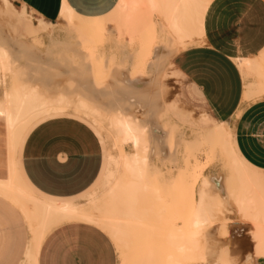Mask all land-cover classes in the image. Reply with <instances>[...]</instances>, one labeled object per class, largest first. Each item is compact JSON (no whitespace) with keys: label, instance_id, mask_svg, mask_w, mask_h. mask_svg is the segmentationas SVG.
Instances as JSON below:
<instances>
[{"label":"bare ground","instance_id":"1","mask_svg":"<svg viewBox=\"0 0 264 264\" xmlns=\"http://www.w3.org/2000/svg\"><path fill=\"white\" fill-rule=\"evenodd\" d=\"M115 1L118 2L119 6L123 10H125L127 15L141 12V14L146 16L151 11L160 12L164 22V24H160V26L162 27L161 31L165 33L168 38L172 37L176 41L175 46L171 48L169 47L171 49V53L175 54L178 49H186L192 46H203L205 44V14L209 5L214 0ZM75 13L76 12L69 6L66 0L61 1L60 15L66 24H70L71 19L75 16ZM151 24H153V26H150L151 29L155 27L154 23L151 22L150 24H148V29L150 28L149 25ZM145 28H143L144 30H142L140 33L146 31L144 34H147L148 29L146 28V30ZM149 31L151 35L152 30ZM150 42L152 43V41H149L147 44V42L144 41L142 43L143 45L145 43L144 46L140 44L141 47L138 52L137 59H140L142 63V69L143 67H158V65H156L158 63L157 61L160 60V56L162 58L161 54L164 50V47L152 46L153 43L150 44ZM8 43L6 42V40L0 39V75L1 73L3 74V72H11L10 67L15 63V57L12 56V52L8 53L6 51L7 49L4 48V46ZM160 43L163 44V42ZM7 47L12 49V51L14 50V47L21 50L29 48L25 44H17L15 42L8 44ZM79 53L81 54V52ZM26 56L29 57L31 56V54L29 53L28 55L27 53ZM35 56L36 55H34V57ZM36 57L38 58V56ZM36 57L34 61H36ZM125 58L127 59V57ZM148 58L149 61L147 60ZM164 58L166 57L164 56ZM38 59L37 62L40 63V67L44 68L49 65L48 62H45V57H40ZM232 61L244 78H247L248 76L252 78V80L246 82L243 85L241 103H251L264 99V49L259 52L257 56L234 58L232 59ZM56 65L59 66L60 64ZM28 67L31 68L30 64H28ZM88 67L90 66L88 65ZM56 68L54 71H56ZM59 68H63V66L58 67L57 71H59ZM25 70H28L30 72L33 69H25L24 66V71ZM39 70L41 69L39 68ZM46 70L43 73H46ZM60 70L62 71V69ZM64 70L66 71V69ZM73 70L75 71L76 69L73 68ZM35 71H37V69H35ZM85 71L88 70H86L85 68ZM34 73L32 74V76L34 75ZM136 73L138 74V72ZM56 74H58V72ZM61 74L64 75L60 76L59 74L58 80L56 78L57 81L54 77L52 79L56 82H59L60 80H63L60 79L63 76L66 79V83H69L68 80H70L72 77L70 76L71 78H66V73ZM26 75L31 76L28 75V72ZM90 75L91 74H88V76ZM37 77L38 76H36V78ZM40 77L42 76L40 75ZM49 77L51 78L50 75ZM76 77L73 76V78H75V81L77 80ZM34 78L35 77L33 76L31 79ZM82 78L84 81H78L79 88L73 87L75 89L78 88V91H75L74 89L75 93H78V95L76 93L74 99H71L72 97H67L66 95H68L69 93L66 94V92L64 94V90L63 93H60V91H57L58 93L55 92V94L57 93V95H53L54 97L52 96L53 93L50 95V89L51 87H54L52 86V84H50V81L52 79L44 81L43 89L46 90L44 92L40 91L38 86L41 83L40 78L39 81H36L37 83H39L37 85L32 80L34 84L33 86H36V88L24 84L21 86H14V84H12L9 85L10 87H4L0 94V150H3V158H0V198L11 204L15 209L18 210V212L23 217L27 228V246L20 264H37L39 250L45 238L51 232L62 226L77 223L93 224L98 226V228L101 227L99 229H102L103 227L106 230L109 229L110 234L108 233V230L107 232L103 229L104 233H107V235L109 234V236L111 237H116L114 241H117L116 243H120V247L118 246V248H120V250L122 249L123 253H126L132 249L134 240L137 242L138 237H136L135 235L138 234L139 236L141 231L142 233L145 231L144 233L147 234L146 232L148 231L143 229L148 227V218L152 215L154 216L153 218L157 220V222L155 223H160L159 217L161 218V214L159 211H164V208H166L163 207L164 205L155 207L158 204L157 201L161 202V200H158L161 199V195L159 197V191L157 189V186L159 185L156 186V184H154V186L151 180V184L148 182L149 180H147L150 173L155 175V177L156 175L157 177L162 175V172L161 170H159V168L149 163L152 157H157L160 161L169 159V161L172 162L174 159L173 155H175L174 150L172 148L169 149L170 146L167 145V143L172 144L174 142V139H172L173 136L171 137V131L169 132L167 129H161L160 127L163 126V124L161 126L159 124V116H161V114H163V112L165 111L164 107L162 106L163 101L160 96V92L157 91L159 93L157 94V96H159L160 98L159 102H157L155 101V99H151L157 97L155 96L156 87L154 89V83H149L147 87L149 90L145 88V91H147L145 93H140L139 86L143 85L145 87L148 83V80L141 76V74L135 75V77H131L129 72H121L119 75H117L116 82H118V84L120 83L123 88L118 87L115 90L114 94L109 93L112 92L110 88L109 91H107L108 93L105 92V90L103 91L106 93V95L109 94L112 96L113 99L107 97L110 99L109 100L106 99L105 93H102L100 85L96 84V87L92 81H86L84 79V76ZM85 78H87V76ZM27 79H29V77ZM65 79L63 81H65ZM93 81H95V79H93ZM26 82L28 83V81ZM107 82H110V85L116 84L112 79ZM2 84L3 79L0 76V88L3 87ZM49 85H51L50 88ZM40 87H42V84ZM144 87L141 89L142 92L144 90ZM55 88H52L53 91H56ZM47 90H49V93ZM139 102H142V104H144L142 105ZM102 112L106 114L102 115ZM239 113L240 110L237 111V115ZM57 115H71L75 117H81L91 122L93 126H99V122L105 119L104 121H108L111 130H114L113 132L116 135L115 139L117 138L116 142H118L119 145H128L130 147V152L125 151L118 157L112 155L106 156V168L103 170L102 174L104 186L103 189L105 190L104 193L103 191H101V189V192L98 191L102 193V197H104V199L98 197L100 196L97 195L98 192H95L97 196L93 193L90 194L87 197V202H85L84 204H77L78 202L75 203L72 200H58L47 198L35 192L22 177L19 170V154L25 134L31 127H33L41 120ZM178 141L179 140H177V142ZM189 142V146L191 147L193 154H189L190 156L188 155L190 159H188L187 161L186 169L183 171L181 168L182 172L179 175H184L190 180L185 182V184L183 185L181 181L179 182V178H173L170 186L177 187V189H179L180 186V189L182 191L180 193H184V196L187 195V197H189L191 201L190 204H192V207L195 209H192L194 213L191 211L193 213L191 215L192 217L189 218V220H191H188V222H190L188 223V228L191 226V229L187 230V235L184 234V232H179L181 230L179 226L178 231L177 227H173L172 225L173 230L170 234L173 235V232L175 231L178 232L177 234L181 236L185 235L182 237V239L179 235H169L167 237L166 235L168 234V232H166L167 230L163 229L165 231L164 236H166V238H163L162 242L164 244L168 243L169 248L174 249L177 254L181 255V257L182 255L183 257L185 256V259L187 260L192 259L191 257L195 256V254V257H199V254L195 251L197 248L196 244H198V234L200 232L202 233L203 227L211 223L210 213L208 215V211L206 210L209 209L208 205L211 206V211V209H213V205H216V207L218 208L223 204H226L227 200L231 201V199H233L237 207V211L246 220H248V225L251 226V233L249 238L252 243V251L250 254H252L253 252L254 256L264 259V170L254 168L241 157V155L235 148V141L232 132L226 122H222L214 127L208 128L205 131L204 135H202V138H196L192 142ZM184 143L181 144H183L184 146ZM176 144L178 145V143ZM176 144H173V147H175L174 145ZM208 144H214L213 146H215L216 144V147L219 146L220 151H218V153H221V158L228 168V175L226 177L218 176L215 178H206L202 176V173L199 171V162L194 153L201 152V147ZM177 145L176 147H178ZM186 147L187 145L184 146V149ZM170 158L172 160H170ZM119 167L120 171L118 169ZM200 177L202 178L200 180V187H198V190H196L198 191V200L192 201L196 189V184L199 181ZM155 179V181H158L157 178ZM160 180L163 181V177ZM232 180H234V183H236L235 185L234 183L232 184ZM163 185L165 186V184ZM161 186L159 187L161 188ZM164 186H162V188ZM214 190L216 192L213 193V196L215 194L216 203L212 204L209 203L206 198L208 197L207 199H209L210 193L212 196V191ZM219 192L220 194H218ZM144 194L146 196L147 194L153 195L152 199L154 198V200L157 201L153 203L152 200H148L152 203H147L148 205L145 206L144 203L140 201V198H143L142 196H144L145 198ZM144 198L143 201L145 200ZM84 201L86 200L84 199ZM216 207H214V209ZM205 210L207 213H204ZM169 223L167 222L168 225H170ZM163 224L165 225L164 222ZM153 229H155V227H153ZM189 231L191 233H189ZM150 232L153 231L151 230ZM161 233L162 232H160V234ZM141 240H144V237ZM114 241L112 240V242ZM116 243H113L114 246ZM128 244L131 247H128ZM115 247H117V244ZM118 252L120 253L121 251L118 250ZM203 252L205 253L201 254L200 252V255L202 257L201 259H198L205 260V264H225V260L224 262L217 261L219 259L216 258L214 260V257L212 256V253L210 251L206 252L205 250ZM195 257H193V259H197ZM211 257H213V262L206 263L208 262V260H211ZM228 262L230 261L228 260L226 264H229Z\"/></svg>","mask_w":264,"mask_h":264},{"label":"crops","instance_id":"2","mask_svg":"<svg viewBox=\"0 0 264 264\" xmlns=\"http://www.w3.org/2000/svg\"><path fill=\"white\" fill-rule=\"evenodd\" d=\"M61 1L2 0V3H9L18 14L25 13L30 16L32 24L37 25L39 22L36 27L29 28L42 30L43 25L40 19L53 24L58 20V15L62 25L67 27L68 24L60 15ZM66 1L75 12L83 16L101 15L114 7V14L120 18V24L112 28L114 33H121L126 24L130 25L133 33H140L146 25L153 22L152 15L155 14L151 11L146 16L141 12L127 15L115 0ZM161 24H164L163 20ZM204 31L206 37L203 46L178 49L181 52L171 59L173 72L180 77L186 87L184 94L194 92L195 98L201 102L200 104L190 102L189 107L195 110L197 106L205 105L209 116L218 121L214 126L226 122L232 131L235 148L241 157L254 168L264 170V99L246 106L241 105L244 84L240 71L232 61L234 58L257 56L264 47L263 0H214L205 14ZM161 34L165 37L162 31ZM0 35L1 40H6L8 44L14 43L1 30ZM164 40V42L169 41L166 38ZM172 43L173 46L176 45L175 39H172ZM17 44L24 45V43ZM57 45L66 47L67 43L53 39L51 46L58 47ZM13 49L11 54L15 56V63H19L16 57L26 56L27 53L33 56L27 57L24 65L18 64V67L25 66V69L29 70L32 68L31 74L39 73L47 68L53 69L51 74L58 72L55 75L57 80L59 74L61 76L64 75L61 73H66V78L70 76L73 78L74 74H77V81H79L81 80L79 76L88 72L85 71V68L88 70L86 66H74L69 63L63 65L66 71L63 68L57 71L62 65L57 66L56 64L59 63L52 64L47 61V54H35L29 48L21 50L14 47ZM164 52L163 50L162 58L160 56L158 63L161 59H168ZM34 55L38 58L45 57V62L49 65L40 67L39 59L35 56L36 61H34ZM201 57L210 58V63L202 65L199 59ZM55 68L56 71H54ZM73 68L76 70L74 71ZM27 72L30 74L28 70ZM60 79L65 78L62 76ZM34 80L36 84V79ZM55 80L50 81V84L54 86L50 89L52 96H56L55 92L61 90L60 81ZM40 82L41 88H44V81L40 80ZM109 83L106 87L108 90L110 88L114 94L118 86ZM149 83L150 81L146 88ZM142 86H139V89H142ZM33 87L36 88V86ZM66 88L64 87L63 90ZM159 92L162 97V90L160 89ZM239 110L240 113L237 115ZM0 158H3L2 149ZM102 166V148L97 135L86 123L71 115L51 116L36 123L26 134L19 154V170L24 180L35 192L51 199L71 200L81 196L95 183ZM17 214L16 219V216L11 215L9 209L0 203V264H3L5 259V248L8 247L6 243L9 239L17 238V242L24 239L25 232L22 230L24 228L26 231L25 222L23 223V217L18 210ZM12 218L13 221L17 220V227H11ZM21 222L23 228H21ZM26 246L27 241L21 246L23 249L19 264ZM244 253L245 251L242 254ZM151 258L149 251H135L129 257H122L126 264H150ZM116 261L115 248L109 239L94 227L84 224H68L51 232L42 242L37 258V264H116ZM163 264L179 263L171 255ZM256 264H264V259L258 258Z\"/></svg>","mask_w":264,"mask_h":264},{"label":"rangeland","instance_id":"3","mask_svg":"<svg viewBox=\"0 0 264 264\" xmlns=\"http://www.w3.org/2000/svg\"><path fill=\"white\" fill-rule=\"evenodd\" d=\"M114 13H115L114 7L106 13L101 14V15H96V16H83L76 12L75 16L71 19V22L69 26L67 25V27L62 25V22L59 19V15H58V20L54 22L53 24L47 23L40 19L43 25V29L39 30L36 28L34 29L29 28L30 26L36 27L39 22L37 23V25L32 24L30 16L26 15L25 13L24 14L16 13L9 3L3 4L2 0H0V30L5 34L6 37H8L11 41L15 43H24L27 47H29L30 51L35 54H40V53L47 54V59L52 64L59 63L62 66L68 63L74 66H81L82 64H84L83 66H86L88 68V72L82 73L81 76L82 77L84 76V79L86 81H92L96 87L97 85H100V89L102 93L109 91L108 89H104V88L107 86V83H108L107 81H110V79L114 80L116 85L119 88H123V86L120 83L118 84V82H116L117 75H119L121 72H124V73L129 72L131 77L133 76L135 77V75L141 74V76H143L146 80L150 81V83H154L153 84L154 89L156 87L155 96L159 94L157 91H159L160 89L162 90V93H163L161 97L163 101L162 106L164 107L165 111L163 112V114H161V116H159V124L160 126L163 124V126L160 127L161 129L163 128L165 130L167 129L169 132L171 131L172 133L171 137L173 136L172 139H174L173 140L174 142L172 144L167 143V145L170 146L169 149L172 148L174 150L175 155H173L174 159L172 157L173 159L172 162L169 161V159L160 161L159 158L157 157H152L151 161L149 162L151 165H154L157 168H159V170H161L162 172L161 176L163 177V181L160 180L162 178L161 176L157 177L156 175L155 177V175H153L152 173L148 175L147 180H149L148 182L150 184L152 181V184L153 185L156 184V186L157 185L164 186L163 184H165L163 188L161 186L163 191L159 186H157V189L159 191L158 192L159 197L161 195V199H158V200H161V202L163 203H161L160 201L154 200V198L152 199L153 195H150V194H147V196L144 194L145 198L144 196H142L146 201L145 200L143 201V198L142 199L140 198V201H142V203H144L145 206L152 203L151 201H148V200H152L153 203H155L156 201L158 202V204L156 203L157 206L155 207H160L163 205H164L163 207H166L164 208V211L163 210L159 211L161 214V218L159 217L160 220L159 219L158 220L161 223V225L160 223L156 224L155 222H157V220L153 218L154 216L151 215L148 218V220H151V221L147 220V222H149L148 227L145 226L149 229L147 228L143 229V230L148 231L146 232L147 234L144 233L145 231L143 233L142 231L141 233L138 231L140 235L139 236L138 234L135 235L136 237H138L137 242L134 240L132 244V249L126 253H123L122 249L120 250V248H118L120 243L118 242L119 243L118 244L116 243L117 241H114L116 237L112 236L113 237L112 238L111 236H109L110 234L109 229H107L109 231L108 232L104 227L102 229H99L101 227L98 228V226L93 225V224H84V225L94 227L98 231L102 232L105 236L107 235V233H104V230H106L109 233L107 236H108V239L110 237L109 240L112 243V245L114 246L113 244L114 242L117 244V247H115L116 244L114 246L115 252H116V258H117L116 264H126L125 262H123L122 257H125V256L129 257L131 253L135 251L136 252L149 251L152 257L151 258L152 262L150 264H163L166 258L171 255L174 256V259H176V261L179 264H205L204 263L205 260H199L202 257L200 255V252L201 254L202 253L204 254L205 252L203 251L205 250L206 252L210 251L212 253L214 260L215 258L219 259L217 261L224 262L225 260V264L227 263L228 260L231 262V264H256V260L258 259V257L254 256L253 252L252 254H250L252 251V243L249 238L250 233H251L250 232L251 226L248 225L249 223L248 220H246L237 211V207L233 199H231V201L227 200L226 204L222 205L223 207L220 206L217 208L216 205L215 206L213 205V209H211V211H210V207H211L210 205H208L209 209H206L205 207L208 213L206 212V210L204 213H207L208 215L210 213L211 223L203 227L202 233L200 232L198 234V237H197L198 244H196L197 248L195 251L199 254V257H195L196 254L195 256H193L197 259H193V257H191L192 259L187 260L185 259V256L183 257V255H182L183 257L182 258L181 255L177 254L174 249L169 248L168 243L164 244L162 242L163 238H166V236L168 237L169 235H171L170 233H172V230H173L172 225L173 227H177V230L179 226L182 231L181 230L180 231L178 230V231L182 233L184 232V234H187L188 233L187 230L191 229V226L188 228V223H190L188 222V220L189 218L192 217L191 215L194 213L192 209L193 210L195 209L192 207V204H190L191 201L189 197H187V195L184 196L183 195L184 193L183 194L180 193L182 192L180 189V186L178 185L179 189H177V187L170 186V184L172 183L173 178L174 179L179 178L178 179L179 182L181 181L183 185L185 184V182L190 180L188 177L184 175H179L182 172V170L184 171L186 169L187 161L188 159H190L189 154L191 155L193 154V151L191 150V147L189 146V143H190L189 141L192 142L196 138H202V135H204L205 131L208 128L213 127L218 121L212 119L209 116L207 107H205V105H201V107L197 106L195 110L189 107L190 102H195L196 104H200L201 102L198 98H195L196 96L194 92H188L187 95L184 94V90H186V87L181 82L180 77L173 72V66H171V59L173 56L180 53L181 51H177L175 54L171 53L170 48L173 47V43H172L173 38L172 37L168 38L165 33L163 34L165 37L162 36L161 34L162 27L160 26V24L162 23L163 18H162L161 13L155 12V14L152 15V21L155 27L151 29L150 26H153V24L149 25L150 27L149 29H148V25L145 26L148 29L147 34H144L146 31L142 33H137V32L133 33L131 31V27L129 24H126L125 28L122 30L121 33L119 32L114 33V31H112V28L115 27L116 24H120L119 16L115 15ZM149 30H152L151 32L152 36L150 35ZM165 38L169 39L170 42L169 41L164 42ZM51 39L52 40L54 39V41L57 40V41L66 42L67 45L66 47H63V48L62 47H52ZM144 41L147 42V44L149 41H152L153 44L151 42L150 44H152V46H155V47H164L163 49L166 53V56H168L167 57L168 59H165V60L161 59V61H159V63L156 64L158 65V67L156 66L152 68L143 67L142 69V63L140 59L139 60L137 59V57H138V52L140 50V47L141 45H143L142 43ZM160 42H163V44ZM193 47H196V46H193ZM4 48L7 49L6 51L8 53H11L10 48H8L7 46H4ZM263 49L264 47L259 52H261ZM79 52H81V54ZM167 54H169L170 56ZM123 56L127 57V59ZM16 58L18 59L19 63H14L15 65L14 64L11 65L10 67L11 72L9 71L3 72V74L1 73L0 75L3 79V84H2L3 87H10L9 85H12V84H14V86L15 85L21 86L24 84V85L31 87L33 85V81H35L34 79L38 81L40 78V80L43 82V81L52 79L49 77V75L54 78L56 77L55 73H54L55 75L51 74L52 72L50 69H47L49 71L45 69L47 76H46V73H43L45 71L43 70L42 72L38 73V75L37 73H34L33 76L35 78L31 79L33 77L32 74H28L31 76H27L26 75L27 71L26 72L24 71V67L19 68L17 66L18 64L26 63L27 56H21V57H16ZM199 59L202 65L209 64L211 60L208 57H201ZM147 60L149 61V58ZM88 65L90 67H88ZM136 72H138V74ZM88 74H91L90 76L92 77L88 76ZM35 75L38 76L39 78L38 77L36 78ZM40 75L43 78L40 77ZM76 76L77 74H74V77ZM86 76L87 78H85ZM28 77L30 79L31 85L29 83V79H27ZM241 78H242L243 84L252 80V78L249 76L247 78H244L241 76ZM93 79H95V81H93ZM24 80L28 81V83ZM81 81H84L83 78L81 79ZM59 84L61 85L60 87L61 90H57L58 92L60 91L61 93L63 88L67 87V89L64 90L65 91L64 94L67 92L66 94L68 93L71 94V95L69 94L66 95L67 97L69 98L72 97L71 99L75 98L76 93H77V92L75 93V91L76 90L78 91V88H79V82L77 80L75 81V78H71L69 83H66L63 80H60ZM38 86H39L40 91L44 92L46 90V89L41 88L40 84ZM3 87L0 88V94L3 90ZM73 87H78V88L75 89ZM143 87L144 86H142V88ZM145 88L146 87H144L143 92L140 89V93H145L147 90H149L147 88V90L145 91ZM66 90H69V91H66ZM104 90L105 92H103ZM47 91L49 93V90ZM109 93L112 94V92H109ZM105 97L106 99H109L107 97L112 98L111 95L109 94L106 95V93H105ZM151 99H155V101L159 102L160 98L159 96H157L156 98L154 97ZM139 103L142 104V102H139ZM248 104L250 103H241L242 106H246ZM103 114H106V113L102 112V115ZM75 118L80 119L81 121L86 123L97 135L99 142L101 144L102 157H103L102 170L99 174V177L95 181V183L92 184V186L84 194H82L81 196L77 198L71 199L75 203L78 202L77 204H84L85 202H87V197L90 194L93 193L96 195V193L100 191V189L104 193L105 189H103L104 186H103L102 174H103V170L106 168V164H105L106 156L112 155V156L118 157L119 155H122L125 151L130 152L131 149L128 145L122 146V145H119L118 142H116L117 138L115 139L116 135L113 132L114 130L113 129L111 130V128L109 127L108 121H104L105 119L99 122V126H96V125L93 126V124L89 122L88 120H85L81 117H75ZM177 140L179 141L177 142ZM180 140H181V143L185 142L184 146L187 145L185 149H184L183 144L180 143ZM176 143H178V145ZM173 144H176L178 147H176V145H174L175 147H173ZM208 145L202 146L200 150L201 152L194 153L199 162V171L202 173V176L206 178H212V177L215 178L218 176L226 177L228 175V172H227L228 168L225 165V162L221 158V153L220 152L218 153V151H220L219 146L216 147V144L215 146H213L214 144H208ZM210 145L211 147L212 146L213 147L211 148ZM210 151L212 155L210 154ZM172 159L170 158V160ZM118 169L120 171V167ZM155 178H157L158 181H155L156 180ZM201 179L202 178L200 177L199 181L196 184V189H195V193L193 195L192 201L198 200L197 199L198 191L196 190H198V187H200ZM232 181H233L232 182L233 184L234 180ZM235 184L236 183H234V185ZM100 192L97 193V195H100L98 197H101V199H104V197H102V193ZM214 192L216 191L215 190L212 191V196ZM218 194H220V192ZM209 196H210L209 199H207L208 198L207 197L206 200H208L209 203L215 204L216 203L215 194L212 197L210 193ZM84 199L86 201H84ZM0 203L4 204L6 209L7 208L9 209V212L11 215H15L16 219L18 218L17 210L13 206H11L8 202L3 200L2 198H0ZM214 207L216 208L214 209ZM22 221L24 223L23 219ZM163 222L165 223V225L163 224ZM167 222L168 223L170 222L169 224L171 226L168 225ZM23 223L22 222L20 223L21 228H23ZM17 224H18L17 220L13 221V218H12L11 223H10L11 227L13 226L17 227ZM77 224H81V223H77ZM153 227H155V229H153ZM25 229L26 231L24 230V228L22 230L23 232H25L24 233L25 236L23 235L24 239H22L23 241L21 240L20 242H17V238L11 237V239H9V242L6 243L8 247L5 248V259L3 261V264H19V260L22 257L21 252L23 249V247L21 246H23L28 239V232H27L26 225H25ZM163 229L167 230L166 232H168L166 236H164L165 231ZM151 230L154 233L150 232ZM160 232H162L163 234L162 233L160 234ZM177 233L178 232L174 231L173 235L171 236L179 235ZM189 233L191 232L189 231ZM142 236L144 237V240H141L143 239ZM183 236L185 235H182L180 238L182 239ZM112 240L114 242H112ZM18 245L20 247H18ZM129 246L130 245L128 244V247ZM118 250L121 251L122 253L121 252L119 253ZM243 251H245L244 254H242ZM213 257H211V260H208V262L206 263H209V262L212 263ZM230 262L228 263L230 264ZM127 264H135V263H127Z\"/></svg>","mask_w":264,"mask_h":264}]
</instances>
